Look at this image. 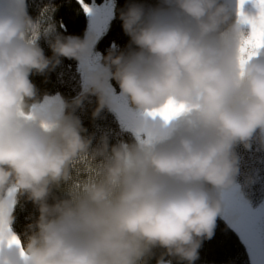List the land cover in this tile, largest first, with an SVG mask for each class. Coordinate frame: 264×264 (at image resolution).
<instances>
[{
    "label": "clouds",
    "instance_id": "9594fccd",
    "mask_svg": "<svg viewBox=\"0 0 264 264\" xmlns=\"http://www.w3.org/2000/svg\"><path fill=\"white\" fill-rule=\"evenodd\" d=\"M162 2L151 15L136 3L121 11L135 50L110 51L74 104L97 96L98 117L110 107L115 79L138 110L169 100L189 110L163 140L114 145L110 154L107 143L95 149L103 167L52 205V188L69 180L92 141L77 118L48 121L31 112L37 89L30 76L61 57L82 59L93 37L56 36L49 58L23 0L18 12H0V207L7 209L2 197L11 191L39 206L36 230L24 242L28 264H141L156 247L194 264L203 241L214 236L221 205L211 190L235 182V147L264 131V58L241 65L245 36L239 24L224 29L230 12L222 0ZM12 220L8 214L6 224Z\"/></svg>",
    "mask_w": 264,
    "mask_h": 264
},
{
    "label": "trees",
    "instance_id": "16d2710c",
    "mask_svg": "<svg viewBox=\"0 0 264 264\" xmlns=\"http://www.w3.org/2000/svg\"><path fill=\"white\" fill-rule=\"evenodd\" d=\"M222 2L227 5L230 12L224 29L232 24H239L241 29L244 23H241L239 15V0ZM133 3L143 5L148 15L165 7L162 0H83V3L81 0H23L27 15L38 27L36 43L47 57H53L50 43L56 36L84 39L91 35L93 52L103 67L110 51L127 54L135 50V45L124 32L120 19L121 11ZM16 5L19 11L17 0ZM85 6L95 8L105 19L94 15V21L89 11L85 10ZM244 7L249 12L246 14L243 9L246 16L258 15L255 0H247ZM96 24L99 27L97 34L93 33ZM100 24L102 26H99ZM246 27L251 30L250 25L246 24ZM259 58H264V50H261ZM82 59L61 57L60 62L50 70L43 74L33 72L30 76L37 89L36 96L28 101L30 110L48 102L47 100H56L62 108L60 117L77 118L86 129L82 134L92 141L88 154L73 163L69 180L52 188L47 201L50 205L70 198L69 193L72 190L80 188L103 167L104 158L94 156L93 152L103 147L104 143L108 145L109 154L114 145L144 144L142 137L133 134L130 122L117 118L110 107H106L98 117H93V112L98 107L97 96L88 94L82 105L74 104L86 86L87 78L81 66ZM109 89L116 97L119 94L123 95L115 79H110ZM126 100L127 107L132 111L139 114L143 112L138 110L128 97ZM235 153L238 156L239 174L230 187L211 190L220 202L221 211L216 220L214 236L203 241L199 249V258L194 264H254L253 253L249 249L252 231L244 234L246 230L241 231V228L244 227L243 223L249 224L248 217L252 218L264 209V131L258 129L247 147L238 144ZM8 196L2 199L6 200ZM11 196L12 209L9 216L13 220L10 225L19 236L24 249V242L36 230L40 210L27 194L11 191ZM141 264H188V262L169 255L164 248L156 247Z\"/></svg>",
    "mask_w": 264,
    "mask_h": 264
},
{
    "label": "snow or ice",
    "instance_id": "6c2138e0",
    "mask_svg": "<svg viewBox=\"0 0 264 264\" xmlns=\"http://www.w3.org/2000/svg\"><path fill=\"white\" fill-rule=\"evenodd\" d=\"M83 3V0H81ZM247 0H239L240 5V18L241 23L251 26L250 34L245 37L241 47V65L243 66L248 60L256 57L260 54L261 50H264V0H255V5L259 12L256 17H248L245 15L243 9ZM86 11H90L85 6ZM188 106L184 104H178L174 100H169L167 104L159 109L150 110L147 114L153 118L159 116L164 121L168 122L174 118L180 116L185 111H188ZM31 118V114L29 117ZM151 139L148 141L151 144ZM11 196V193H10ZM9 214V206L7 209L0 207V249H2L4 243H7L8 247L13 245L20 248V255L28 260L27 254L24 251L19 237L12 234L10 226L6 224V216Z\"/></svg>",
    "mask_w": 264,
    "mask_h": 264
},
{
    "label": "water",
    "instance_id": "95a60500",
    "mask_svg": "<svg viewBox=\"0 0 264 264\" xmlns=\"http://www.w3.org/2000/svg\"><path fill=\"white\" fill-rule=\"evenodd\" d=\"M261 54V51H260ZM260 54L257 57H260ZM110 107L112 112L119 118L130 121L133 132L138 137L144 138V144H149L148 141L151 139V143L163 140L173 133L180 125L182 117L178 116L171 121H164L159 116L153 118L143 111L138 116L130 115L122 108L116 101V98L109 90ZM12 234L19 237L12 229ZM20 239V238H19ZM21 241V240H20ZM22 245V243H21ZM23 247V246H22ZM0 264H28V260L20 255V248L13 245L8 247L5 242L2 249H0Z\"/></svg>",
    "mask_w": 264,
    "mask_h": 264
},
{
    "label": "rangeland",
    "instance_id": "374dc122",
    "mask_svg": "<svg viewBox=\"0 0 264 264\" xmlns=\"http://www.w3.org/2000/svg\"><path fill=\"white\" fill-rule=\"evenodd\" d=\"M109 9H110V7H108V10ZM244 10H245V7H244ZM245 13L249 14L248 10H245ZM90 15H91V17H93L92 19L94 20V15L91 13H90ZM98 18H101L103 20L105 19L104 17H101V16H98ZM99 26H102V25L100 24ZM241 31H242L243 35L245 37H247L250 34L251 30H249L246 27V24H244V26L241 28ZM89 57L93 60V63L90 64V63H87V61H84V60H83V62L81 61V66H82V69L86 75V78L91 73H94V72H96L102 68L97 62V56H96V54H94L93 48H92L91 52L89 53ZM117 97H118L120 105L123 108H125V110L130 108V107L127 108V106H128L127 100H126V97L124 95L119 94V95H117ZM48 106L56 107V106H58V103L56 101H54V102H50V103L49 102L43 103L40 105V107L42 109H44ZM38 109H39V107H36L32 112L37 114ZM6 202H7V205L9 206V213H10V211L12 209V196H8L6 198ZM235 213H237V211ZM237 216L238 217L240 216V212L237 214ZM247 220H248L249 224L251 225V227L249 226L248 223H247L248 225L243 223L244 227L241 228V231L243 229H245L246 231L249 230V232L252 231L253 239L251 242H249L251 245L249 247V249H251V252L253 253V256H252L253 263L254 264H264V209L262 210V212L256 213V215L254 217H252V218L248 217Z\"/></svg>",
    "mask_w": 264,
    "mask_h": 264
},
{
    "label": "flooded vegetation",
    "instance_id": "af4514ba",
    "mask_svg": "<svg viewBox=\"0 0 264 264\" xmlns=\"http://www.w3.org/2000/svg\"><path fill=\"white\" fill-rule=\"evenodd\" d=\"M0 12H10V13L17 12L16 0H0ZM38 107L39 109L36 115L40 116L42 119L52 121L58 117V114L54 107L48 106L44 109H42L40 106ZM35 108H33L32 111ZM243 233L245 234L246 232L244 231Z\"/></svg>",
    "mask_w": 264,
    "mask_h": 264
},
{
    "label": "bare ground",
    "instance_id": "6f19581e",
    "mask_svg": "<svg viewBox=\"0 0 264 264\" xmlns=\"http://www.w3.org/2000/svg\"><path fill=\"white\" fill-rule=\"evenodd\" d=\"M90 9V11H89V13H91V14H93V15H95V16H101V15H99L98 14V12H97V10L95 9V8H89ZM17 12H18V8H17ZM108 12H109V10H108ZM94 27H95V29H93V33H95V34H97V32L99 31V27L97 26V24L96 25H94ZM83 60L84 61H87V63H93V60L89 57V54H87L86 56H84V58L82 59V62H83ZM97 62H98V64L101 66V67H103V65L100 63V61L97 59ZM110 90V89H109ZM111 92V91H110ZM112 93V92H111ZM113 94V93H112ZM114 95V94H113ZM114 97L116 98V101H117V103L120 105V103H119V101H118V97H116L115 95H114ZM49 103L50 102H54V101H56V100H47ZM48 102H45V103H48ZM40 106V105H39ZM121 106V105H120ZM36 107H38V106H36ZM122 107V106H121ZM55 108V110H56V112H57V114H58V117L56 118V119H58V118H60V115H61V113H62V108H61V106H56V107H54ZM123 108V107H122ZM128 108V107H127ZM110 109H111V107H110ZM125 109V108H124ZM112 111V110H111ZM126 112L128 113V114H130V115H133V116H138L139 115V113H137V112H135V111H132L130 108H128L127 110H126ZM143 113V112H142ZM114 114V113H113ZM141 114V113H140ZM115 115V114H114ZM116 116V115H115ZM117 117V116H116ZM118 118V117H117ZM124 120V119H123ZM126 121H128V120H126ZM130 122V121H129ZM131 124V123H130ZM132 126V125H131ZM132 132H133V129H132ZM133 134H134V132H133ZM135 135V134H134ZM143 138V137H142ZM143 140H144V138H143ZM251 227V226H250ZM247 232H249V230H247L246 231V233ZM251 233V232H250ZM250 238H251V240L253 239V234H250Z\"/></svg>",
    "mask_w": 264,
    "mask_h": 264
}]
</instances>
